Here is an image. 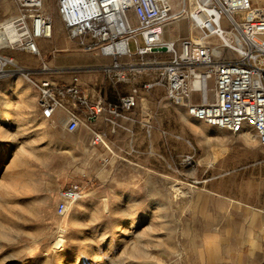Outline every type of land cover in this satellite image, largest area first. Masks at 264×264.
I'll list each match as a JSON object with an SVG mask.
<instances>
[{"label": "rangeland", "instance_id": "obj_1", "mask_svg": "<svg viewBox=\"0 0 264 264\" xmlns=\"http://www.w3.org/2000/svg\"><path fill=\"white\" fill-rule=\"evenodd\" d=\"M182 1L185 15L179 25L169 17L163 35L176 49L197 33ZM43 9L53 18L52 36L39 40L38 53L8 50L16 64L0 74V264H264V144L249 128L244 142L161 100L144 87L154 73L135 65L139 56L118 57L131 59V90L140 81L131 130L91 144L83 120L69 131L43 116L34 81L98 68L117 77L121 69L111 55L106 65L80 54L83 65H59L70 52L91 51L68 36L55 0ZM16 12L15 0H0V19ZM128 45L135 50L136 39ZM118 82L126 93L128 81ZM206 84L210 100L214 78ZM75 181L81 196L58 214L60 192Z\"/></svg>", "mask_w": 264, "mask_h": 264}, {"label": "built area", "instance_id": "obj_2", "mask_svg": "<svg viewBox=\"0 0 264 264\" xmlns=\"http://www.w3.org/2000/svg\"><path fill=\"white\" fill-rule=\"evenodd\" d=\"M177 2L173 5L169 0H57L56 10L68 36L78 39L85 51L97 49L115 58H132L161 51L153 48L166 46L170 57L157 62L159 77L146 82L144 87L160 83L166 100L183 106L190 118L232 133L249 128L258 142L264 144V61H257L258 57L264 59V0H192L190 22L197 33L182 37L178 49L173 42L169 44L163 39L167 19L181 17L183 1ZM15 4L16 14L0 19V74L7 70L8 64H16L8 50L38 53L39 40L48 39L53 33V18L44 11V0H15ZM137 35L142 37V44ZM212 36L228 43L218 56L211 43L201 40ZM130 38L136 39L135 50L129 48ZM226 50H232L235 56H225ZM211 76L213 97L202 101V89L193 82ZM34 83L41 112L50 117L63 104L62 100L52 89L54 83L50 78ZM58 86L79 103L87 102L76 75ZM198 95L201 101H197ZM136 99L137 91L133 88L118 101L109 102L106 120L116 125L115 118L126 117ZM103 108L98 100L91 110L96 114ZM92 113L88 120L93 119ZM80 122V118L71 115L67 130H75ZM91 131V144L106 145L102 131ZM191 159V155L184 158ZM81 194L82 185L78 181L69 184L60 192L56 212L64 214L70 202Z\"/></svg>", "mask_w": 264, "mask_h": 264}, {"label": "crops", "instance_id": "obj_3", "mask_svg": "<svg viewBox=\"0 0 264 264\" xmlns=\"http://www.w3.org/2000/svg\"><path fill=\"white\" fill-rule=\"evenodd\" d=\"M55 2L57 6V0H55ZM171 22L166 24L165 32L167 28L170 26ZM174 24L179 25L178 20L174 21ZM165 41L172 42L171 39H168ZM39 44L43 46L42 41H40ZM69 44L70 42L68 41L65 42V45H69ZM73 53L74 52H70L69 54L63 56L64 62L59 65H64V66L83 65L82 63H78L75 60L79 58L77 57V55L79 54L81 55L80 58L95 60V63L98 66L108 64L109 59H110L105 54L101 53L97 49L91 52H87L85 55L82 53H78V52H77L78 54H73ZM157 53L158 52H151L143 56H139L140 59L136 61V62H144L145 64L144 70L154 73V75L151 76L152 79H156L159 77V74H158L159 68L157 67V62L164 61L170 57L169 52H168L169 56H162L161 54H157ZM118 59L119 58H115V61H118V63H120L121 69L117 71V74H118L117 77H114V74H109L107 72H104V69H99V68L88 70V71H85V70L80 71L79 74L77 73V71H71L72 73L70 74L54 77L53 79L55 80L53 81L54 85L52 86V89L54 90L55 94L59 98H61L63 104L61 106L56 107L52 115L49 118H52L56 120L57 122H62L63 124H65V127H66L69 117L71 115H76L78 118H80L81 122L84 121L83 124L87 126L90 130L94 129L97 131H102L104 133V136L107 139L112 138V135L114 137H118L121 129H123L124 126L127 127L128 130H131V121H133L134 119L133 116L131 118V115H133L131 114V111L126 113L127 115L126 117L125 116L116 117L115 118L116 125L114 126L113 124H111L110 122L106 120V118L109 117V113L106 109V105L109 102L118 101L120 97L124 96L125 94L131 91V79L129 77L125 78V75L130 73L129 71H131V67H128V66H131V59H127V60H122V58L119 60ZM136 71H140V69H137ZM75 75L78 77V82L80 83L82 91L88 97V100L85 104L79 103L72 95L64 93L61 90L62 88L58 86L59 84H66L70 82L72 77ZM42 78H48V76H43L39 79H42ZM50 79L52 80V78ZM118 81H128L129 84H128L126 93L122 94L121 92H118L116 90L117 83H119ZM139 83L140 81L134 79L132 85L134 86V88H136V85ZM151 90L154 92V94H159L161 96V100L163 99L166 100L165 89L162 84L159 83V84L152 86ZM98 100L102 101L104 108L100 112L93 114L91 110L92 106H94V103H96ZM161 103L162 101L160 102V104ZM90 113H92L93 115L92 120H88V116ZM247 129L248 128H245L244 130L239 132L241 139L244 142H248L249 138H251L249 136L250 131L249 129L248 130ZM108 136H110V138H108Z\"/></svg>", "mask_w": 264, "mask_h": 264}, {"label": "bare ground", "instance_id": "obj_4", "mask_svg": "<svg viewBox=\"0 0 264 264\" xmlns=\"http://www.w3.org/2000/svg\"><path fill=\"white\" fill-rule=\"evenodd\" d=\"M169 1H171L172 3H173V5H174V0H169ZM192 8H193V3H192V0H189V7H188V13H189V16L191 17L192 16ZM185 14H183V13H181V15L180 16H184ZM174 20H177V19H174ZM190 28H191V30L192 29H194V24L193 23H191L190 24ZM195 30V29H194ZM196 35H198V34H196ZM201 40H202V42L203 43H210V41L209 40H207V38H201ZM169 44H172V42H168ZM226 44H228L227 42L225 43L224 41H220L219 43H217V45H215V46H213V48H214V53H215V55L216 56H218V55H220L221 54V52L224 50V45H226ZM239 49L240 48H238V51H239ZM236 53L235 52H233L232 50H226L225 51V56H227V57H232L233 55H235ZM257 61H264V59L263 58H259L258 57V60ZM4 72H2L1 74H3ZM194 85L195 86H197V87H200L201 89H202V101H207V100H209L208 99V93H206V89H207V84H206V79H202V78H197L194 82ZM12 101V106L15 104V102H16V99L14 98V99H12L11 100ZM245 129V128H244ZM243 129V130H244ZM248 130V129H247ZM241 132V131H240ZM247 138V137H246ZM59 236V235H58ZM56 244L57 245H60V239H58L57 241H56Z\"/></svg>", "mask_w": 264, "mask_h": 264}, {"label": "water", "instance_id": "obj_5", "mask_svg": "<svg viewBox=\"0 0 264 264\" xmlns=\"http://www.w3.org/2000/svg\"><path fill=\"white\" fill-rule=\"evenodd\" d=\"M154 51L156 50H161V51H165L166 50V46L162 45V46H157L153 48Z\"/></svg>", "mask_w": 264, "mask_h": 264}]
</instances>
